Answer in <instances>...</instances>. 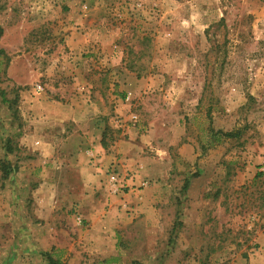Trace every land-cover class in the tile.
Here are the masks:
<instances>
[{"label":"rangeland","instance_id":"374dc122","mask_svg":"<svg viewBox=\"0 0 264 264\" xmlns=\"http://www.w3.org/2000/svg\"><path fill=\"white\" fill-rule=\"evenodd\" d=\"M0 264H264V0H0Z\"/></svg>","mask_w":264,"mask_h":264},{"label":"trees","instance_id":"16d2710c","mask_svg":"<svg viewBox=\"0 0 264 264\" xmlns=\"http://www.w3.org/2000/svg\"><path fill=\"white\" fill-rule=\"evenodd\" d=\"M214 133H220L222 136H226V137H230V138H234V139H239L242 136V130L241 129H234V130H229V131H215ZM220 134H218L219 138L221 137Z\"/></svg>","mask_w":264,"mask_h":264},{"label":"built area","instance_id":"2783aa9c","mask_svg":"<svg viewBox=\"0 0 264 264\" xmlns=\"http://www.w3.org/2000/svg\"><path fill=\"white\" fill-rule=\"evenodd\" d=\"M134 118H137V115H134Z\"/></svg>","mask_w":264,"mask_h":264}]
</instances>
